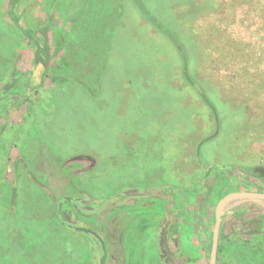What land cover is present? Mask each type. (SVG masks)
I'll list each match as a JSON object with an SVG mask.
<instances>
[{"label":"rangeland","instance_id":"1","mask_svg":"<svg viewBox=\"0 0 264 264\" xmlns=\"http://www.w3.org/2000/svg\"><path fill=\"white\" fill-rule=\"evenodd\" d=\"M9 4L0 0V79L35 90L31 109L0 102V264H69V251L94 264L92 236L58 231L51 213L86 196L103 215L121 193L140 195L103 215L126 239L121 262L107 229L81 225L105 234L107 264H160L149 241L171 216L161 189L199 185L214 165L264 168V0H18L32 40ZM162 26L197 47L178 48ZM45 41L47 70L35 55ZM238 238L225 241L226 262L240 248L261 259Z\"/></svg>","mask_w":264,"mask_h":264},{"label":"flooded vegetation","instance_id":"2","mask_svg":"<svg viewBox=\"0 0 264 264\" xmlns=\"http://www.w3.org/2000/svg\"><path fill=\"white\" fill-rule=\"evenodd\" d=\"M18 29L21 30L23 35L31 39V37H28L23 32L22 28ZM38 63L45 66L42 62ZM45 68L46 70L48 69V67ZM45 76L46 73L44 74ZM17 78L18 76L13 74L5 82H2L0 79V102L9 100L10 105L14 104V102L16 104L25 102L27 103V108L31 109V94L35 89L24 93L22 88L15 87ZM3 85L6 86L4 89L2 88ZM6 109L8 111L9 108L6 107ZM4 114L3 111H0V116ZM2 126L0 131L2 130ZM240 169L243 170L238 171L236 165L228 163L225 166L222 164L214 165V167L208 168L205 171L199 185L179 187L176 186L175 182H171L167 184L169 189L168 187L161 189L165 197L172 202V206L169 208L171 216L166 218L165 213L161 214V220L155 226L153 237L149 241L155 244V250L160 256V264H211L213 232L216 226V206L220 199L232 192L264 193V168L247 166L246 168L240 167ZM139 196L138 194L121 193L117 199L109 197L110 201H108L107 208L104 210L105 214L103 215L105 216L107 213H110L114 206L121 207V205H127ZM85 197L78 196L70 199L64 197L59 202L57 201L56 209L51 214L55 216H53V219H56L57 223L61 226L58 231L63 228L64 230L72 229L82 232L76 228L85 227L81 225V218L94 219L96 220V227L101 229L102 232L104 231L105 233L106 229L108 230L107 234L110 238L108 240L110 241L111 253L117 256V262H121L123 257L120 243L126 241V239L124 237V240H122L121 237H118L117 232H111L114 227L110 224L116 217L110 218L111 222L109 225L107 222H103L104 216L95 208L99 205V201L91 198V205H87ZM78 199L82 200L79 202L77 201ZM236 200L239 202L235 203L233 209H226L227 204L232 202L230 201L221 210L216 264H232L231 260L227 259L226 262V259H224L225 256H229L228 251L225 249V241L229 240L232 234L239 236L237 240L243 243V245L248 246L250 252H260L261 254V259H256L255 263H252V256H249L248 253L240 248L236 251V255H238L236 264H264V199ZM81 202L83 204L86 203L85 208L87 209L84 210L80 207L79 204ZM91 209L93 210L91 211ZM229 213L234 215V218H231ZM163 217H165V220H163ZM100 223L102 224L100 225ZM91 230L96 232L102 240L101 243L92 234L82 232L91 235L96 245L101 247L100 259H94V264H100L103 246L106 253L104 264H107L108 247L104 238L105 234H101L97 229ZM58 233L60 235V232ZM67 238L72 239L71 237ZM246 238L248 241H246ZM74 239L76 240V238ZM79 245V247L82 246V244ZM83 245L85 244L83 243ZM66 256L70 260L68 261L70 262L69 264H81L79 258L73 261L75 258H73L72 252L69 251ZM112 264L117 263L112 261Z\"/></svg>","mask_w":264,"mask_h":264},{"label":"water","instance_id":"3","mask_svg":"<svg viewBox=\"0 0 264 264\" xmlns=\"http://www.w3.org/2000/svg\"><path fill=\"white\" fill-rule=\"evenodd\" d=\"M236 199L262 200L264 199V193L262 192H232V193L225 195L222 199H220V201L218 202L216 206V226L213 232L211 264H216L219 231H220V225H221V210L228 202L236 200ZM76 228L82 232L92 234L102 243L100 236L96 232L92 231L91 229L85 228V227H76ZM105 256H106V253H105V248L103 246V253H102L100 264H104Z\"/></svg>","mask_w":264,"mask_h":264},{"label":"trees","instance_id":"4","mask_svg":"<svg viewBox=\"0 0 264 264\" xmlns=\"http://www.w3.org/2000/svg\"><path fill=\"white\" fill-rule=\"evenodd\" d=\"M17 1L18 0H9V2H10V7H9V14H10V16H11V18H12V20H13V23L18 27V28H21L20 27V25H19V23H18V17L17 16H15V14H14V11H13V7H14V5L17 3ZM167 30V28L165 27V26H162V28H160V31L162 32V33H164L167 37H169V38H171V36L173 37L174 36V33L173 32H175V33H177L176 31H173V32H170V31H166ZM23 32L28 36V37H31V34H30V32L28 31V30H23ZM163 34V35H164ZM171 34H173V35H171ZM171 35V36H170ZM178 37V38H177ZM177 37L175 36V39H172L171 38V40L173 41V43L178 47V48H180V44H186L187 45V43L189 42V43H191V44H194L196 47H197V45L195 44V39L193 38V39H190V40H187L186 41V39H185V37H184V33H181V31H179L178 33H177ZM31 40H32V38H31ZM194 46V47H195ZM36 59H37V61L38 62H42L44 65H45V67H48V64H49V58H50V47H49V44H48V42H44V46H40V47H38L37 48V50H36ZM192 84L194 85V87H195V89L196 90H198L199 89V87H198V85H197V83H194V79H193V81H192Z\"/></svg>","mask_w":264,"mask_h":264}]
</instances>
